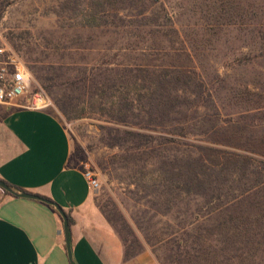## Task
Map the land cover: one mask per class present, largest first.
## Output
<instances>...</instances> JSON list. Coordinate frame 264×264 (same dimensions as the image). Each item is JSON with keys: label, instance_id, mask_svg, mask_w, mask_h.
I'll use <instances>...</instances> for the list:
<instances>
[{"label": "trees", "instance_id": "obj_1", "mask_svg": "<svg viewBox=\"0 0 264 264\" xmlns=\"http://www.w3.org/2000/svg\"><path fill=\"white\" fill-rule=\"evenodd\" d=\"M209 2L203 3L208 26L221 31L234 22L241 24L242 14L234 12L226 17L228 1L213 0L214 7ZM55 10L60 19L113 39L96 64L79 70L63 94L53 97L68 119L99 114L128 127L115 129L127 138L114 136V146H127L126 152L140 156L154 150L151 143L156 140L144 131L163 129L166 136L159 139L167 146L181 142L168 135L186 139L189 124L203 111L212 107L221 117L224 109L215 105L216 91L199 71L193 47L163 0H57ZM211 18L217 23L210 24ZM130 55L135 57L131 60ZM27 66L44 84L64 77ZM57 86L56 82L45 89L55 94L52 89ZM233 116L230 121L238 124L243 115ZM174 124L181 127L180 133H166ZM229 126H221L217 120L210 129L216 139L209 137L204 145L183 143L185 148L179 155L173 159L163 155L158 171L144 174L147 194L163 200L159 214L180 220L178 229L158 241L173 251L167 258L173 264H264V135L256 139L239 129L228 135L224 130ZM70 165L84 171V167L72 164V157ZM141 181L143 177L137 182ZM101 210L122 240L126 259L142 253L138 238L130 241L110 213L103 207ZM124 227L130 229L125 223Z\"/></svg>", "mask_w": 264, "mask_h": 264}, {"label": "rangeland", "instance_id": "obj_2", "mask_svg": "<svg viewBox=\"0 0 264 264\" xmlns=\"http://www.w3.org/2000/svg\"><path fill=\"white\" fill-rule=\"evenodd\" d=\"M226 1L231 4L225 5L226 17L235 12L242 14L243 20L241 24L234 22L219 31L208 26L203 18L204 0H163L175 13L177 28L182 36L193 47L199 71L210 88L216 91L215 105L224 109L221 117L218 118L212 107L203 111L189 124L187 132L190 134L186 139L168 135L181 142L167 146L159 139L165 135L163 129L144 131L156 139L151 143L154 150L134 156L132 152L125 151L127 146L121 149L114 146L112 139L116 135L127 138L115 129L125 130L128 127L109 122L99 114L68 119L53 100L55 95L63 94L70 85L71 77L77 76L79 70L96 64L107 53L106 47H111L113 39L108 36L103 38L101 31L82 30L77 22L57 17V0H9L8 6L6 0H0V47L19 54L37 71L45 68L52 75H64L44 84L32 74L33 88L42 90L50 98L52 107L48 111L60 118L68 130L73 145L72 164L84 169L88 166L97 174L100 186L94 190V201L98 209L102 212L101 208H105L123 234L130 241L138 238L143 251L150 250L159 264H173L172 259L167 260L173 251H169L166 245L162 246L164 244L158 245V241L178 229L180 220L159 214L163 200L154 194H147L144 174L158 171L165 159L163 155L172 159L179 155L185 148L183 143L204 145L203 141L209 137L216 139V136H211L210 129L217 120L221 126L232 124L224 130L228 135L236 129L256 139L264 135V126H261L264 123V0ZM212 2L209 3L214 7ZM214 22L217 23V19L211 18L210 24ZM133 57L135 55H130L129 59ZM50 66H55V69ZM56 82L60 87H53L55 94H50L45 87ZM238 113L243 116L240 123L235 124L237 120H230L235 119L233 115ZM177 117L182 118L180 115ZM179 127L174 124L166 133H180ZM126 145L130 147L131 143ZM224 149L235 151L228 147ZM142 177L143 181L137 182ZM3 195L6 194L0 188V198ZM124 223L130 229L124 227Z\"/></svg>", "mask_w": 264, "mask_h": 264}, {"label": "crops", "instance_id": "obj_3", "mask_svg": "<svg viewBox=\"0 0 264 264\" xmlns=\"http://www.w3.org/2000/svg\"><path fill=\"white\" fill-rule=\"evenodd\" d=\"M71 136L51 111L0 105V179L59 205L70 222L76 264H159L150 250L129 260L94 201L84 171L70 165ZM0 264H71L58 209L12 194L0 198Z\"/></svg>", "mask_w": 264, "mask_h": 264}, {"label": "built area", "instance_id": "obj_4", "mask_svg": "<svg viewBox=\"0 0 264 264\" xmlns=\"http://www.w3.org/2000/svg\"><path fill=\"white\" fill-rule=\"evenodd\" d=\"M33 75L19 54L0 47V105L18 109L48 111L52 101L42 91L33 88ZM84 176L92 190L100 186L97 174L85 166Z\"/></svg>", "mask_w": 264, "mask_h": 264}, {"label": "water", "instance_id": "obj_5", "mask_svg": "<svg viewBox=\"0 0 264 264\" xmlns=\"http://www.w3.org/2000/svg\"><path fill=\"white\" fill-rule=\"evenodd\" d=\"M0 188L3 191H6V192H8V193H10L16 197H19V198L39 200V201H42V202L47 203L49 205L55 206L58 209V211L60 212V214L62 215L63 220H64V233H65V237H66V245H67V250H68V254H69L71 264H76L73 260V255H72L70 222H69L67 214L63 211V209L59 205H57L56 203L52 202L49 199H45V198L40 197L38 195H34L31 193H27V192H17L15 190H13L12 188H10L2 180H0Z\"/></svg>", "mask_w": 264, "mask_h": 264}]
</instances>
